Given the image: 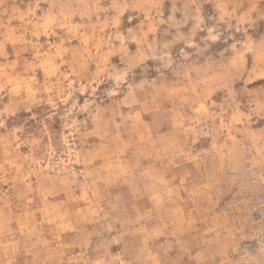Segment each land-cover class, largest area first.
<instances>
[{"label":"rangeland","instance_id":"obj_1","mask_svg":"<svg viewBox=\"0 0 264 264\" xmlns=\"http://www.w3.org/2000/svg\"><path fill=\"white\" fill-rule=\"evenodd\" d=\"M261 83L264 0H0V264H264Z\"/></svg>","mask_w":264,"mask_h":264},{"label":"clouds","instance_id":"obj_2","mask_svg":"<svg viewBox=\"0 0 264 264\" xmlns=\"http://www.w3.org/2000/svg\"><path fill=\"white\" fill-rule=\"evenodd\" d=\"M257 86L264 87V83H261L260 85H253V88H256ZM248 101L247 104V110H248V116L253 117V116H264V101H256L252 96H246L245 97ZM253 104L255 106L253 107ZM226 254V249H223L220 253V255H225ZM223 264H228V261L226 259L225 255V260Z\"/></svg>","mask_w":264,"mask_h":264}]
</instances>
